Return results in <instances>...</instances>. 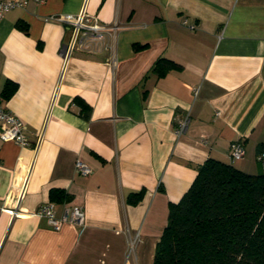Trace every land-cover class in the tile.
<instances>
[{"label":"crops","instance_id":"1","mask_svg":"<svg viewBox=\"0 0 264 264\" xmlns=\"http://www.w3.org/2000/svg\"><path fill=\"white\" fill-rule=\"evenodd\" d=\"M21 1L0 20V102L30 145L0 138V264H153L170 205L208 159L264 173V0ZM63 13L117 22L115 64L77 48L65 57L73 28L46 21ZM161 58L181 68L159 77ZM237 141L245 155L233 161ZM51 202L58 217L83 207L84 225L32 215Z\"/></svg>","mask_w":264,"mask_h":264},{"label":"trees","instance_id":"2","mask_svg":"<svg viewBox=\"0 0 264 264\" xmlns=\"http://www.w3.org/2000/svg\"><path fill=\"white\" fill-rule=\"evenodd\" d=\"M180 68L161 58L153 72L163 77ZM17 90L9 81L2 95L10 99ZM259 152L264 161V143ZM143 194L129 202L137 204ZM64 198L63 191L51 192L53 202ZM153 264H264V173L208 159L181 201L170 205Z\"/></svg>","mask_w":264,"mask_h":264},{"label":"built area","instance_id":"3","mask_svg":"<svg viewBox=\"0 0 264 264\" xmlns=\"http://www.w3.org/2000/svg\"><path fill=\"white\" fill-rule=\"evenodd\" d=\"M39 4H44L47 0H36ZM26 1L21 0H0V20L5 15L16 9L24 8ZM56 20L73 28V40L69 46L63 50V55L68 57L76 48L91 54H107L111 61L116 62V43L119 26L117 22L108 26L101 22L96 16L82 13L80 15H73L63 13L59 16H51L46 21ZM198 89L195 95H198ZM189 117L183 119L176 131L177 136L184 134L189 126ZM25 123L15 116L12 112L2 108L0 102V138L3 141L15 142L22 147L30 145L26 135ZM245 155V147L242 141L234 142L231 145L230 156L233 161L240 160ZM261 160V157H260ZM76 170L82 175L92 174V169L82 160L76 161ZM13 217L24 216L17 207L10 211ZM32 215L39 218L47 219L48 223L55 229H60L64 224L69 223L76 226H82L85 223L86 212L81 206H67L64 208L62 216L58 217L55 203L51 202L40 207L38 211ZM139 242V235L130 237L129 240V254L134 251L136 244Z\"/></svg>","mask_w":264,"mask_h":264}]
</instances>
